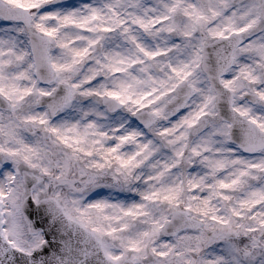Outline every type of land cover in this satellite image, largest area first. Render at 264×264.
Listing matches in <instances>:
<instances>
[{"label":"snow or ice","instance_id":"6c2138e0","mask_svg":"<svg viewBox=\"0 0 264 264\" xmlns=\"http://www.w3.org/2000/svg\"><path fill=\"white\" fill-rule=\"evenodd\" d=\"M0 264H264V0H0Z\"/></svg>","mask_w":264,"mask_h":264}]
</instances>
